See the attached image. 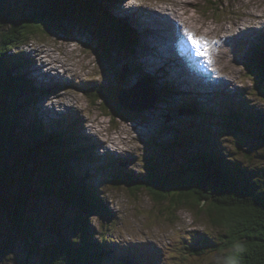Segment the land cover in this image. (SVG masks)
Listing matches in <instances>:
<instances>
[{
    "label": "rangeland",
    "instance_id": "obj_1",
    "mask_svg": "<svg viewBox=\"0 0 264 264\" xmlns=\"http://www.w3.org/2000/svg\"><path fill=\"white\" fill-rule=\"evenodd\" d=\"M9 1L13 6L12 17L18 11L30 12L36 4L52 3V0ZM113 1L109 9L127 15L136 32L143 35L144 41L140 43L138 39V47L136 50L132 47V52L121 50L113 43L110 57L101 58L104 49L99 47L97 36L103 18L81 19L71 11L64 12L62 30L34 35L19 46L34 60L30 67L39 77V87L46 86L36 106L52 126H57V120L62 118H80L82 130L91 140L93 156L83 157L82 167L110 214L104 218L97 212L88 214L96 238L101 232L110 233L114 240L118 239L119 250L132 248L148 254L150 264H224L223 252L214 243L205 246L207 237L220 241L221 236L204 208L158 203L148 189H135L116 177L126 179L128 173L147 176L151 163L172 170L184 156L200 147L196 133V126L202 125L200 115L186 105L191 93L207 108L217 109L225 103L243 105V102L264 112V73L259 72L260 61L253 51L264 40V0ZM144 20L145 32L140 28L145 27ZM174 27L181 32V36L176 32L177 39ZM10 29L6 25L0 33ZM188 33L211 44L206 55H197L199 49L192 44ZM177 41L192 45L185 59L179 58L185 45L178 48ZM165 43L177 53L163 48ZM158 50L172 57H165ZM165 63L166 70L161 72L168 73L160 78L162 81H157L168 84V91L164 96L159 95L153 108L129 112L119 104L121 89L133 88L143 74H150L148 71L156 76ZM136 64L141 70L135 69ZM178 66L182 67V73ZM209 122L212 124L204 126L215 132L217 146L227 149L229 158L250 157L255 164L264 166V147L256 146L251 137L239 131L223 130L219 134V122ZM183 127H188L189 134L196 139L178 140L177 132ZM173 139L175 148L164 149L165 143ZM249 147L253 148L251 154ZM73 159L72 164L80 163L78 158ZM49 199L50 202L37 203L38 211L44 212L43 218L47 209L51 210H47L49 213L55 212V208L63 212L65 208L54 197ZM69 208L63 216H74ZM106 218H110L109 225ZM202 245L204 253L196 255L190 250Z\"/></svg>",
    "mask_w": 264,
    "mask_h": 264
},
{
    "label": "trees",
    "instance_id": "obj_2",
    "mask_svg": "<svg viewBox=\"0 0 264 264\" xmlns=\"http://www.w3.org/2000/svg\"><path fill=\"white\" fill-rule=\"evenodd\" d=\"M51 2L12 17L10 1L0 0V30L11 26L0 33V264H150L148 254L119 250L118 239L110 233L93 235L88 214L97 212L102 218L110 214L82 167L83 157L93 156L91 140L78 117L57 120V126L43 118L36 102L46 86L39 87V77L30 67L34 60L19 49L34 35L62 30L66 11L76 12L81 19L103 18L100 25L113 32L121 50L133 51L136 29L128 17L109 9L113 0ZM100 47L104 48L101 58L108 59L107 40ZM256 48L253 51L264 69V40ZM136 67L140 69L139 64ZM143 78L160 96L168 91V84L157 81L160 77L143 74ZM194 96L188 95L186 105L200 115L202 125L196 126L200 147L172 170L149 163L147 176L128 173L126 179L116 178L135 189H148L158 203L204 208L221 236L220 241L207 237L205 246L214 243L223 252L224 264H264V166L250 157L229 158L227 149L217 146L215 132L204 126L217 121L219 134L239 131L264 147V112L243 102L207 108ZM189 130L179 129L176 138L196 139ZM173 142H166L164 149L173 150ZM73 158L81 164L73 166ZM51 197L65 208L49 213L46 208L43 218L37 203L50 202ZM69 207L74 216H63ZM190 250L196 255L206 251L203 245Z\"/></svg>",
    "mask_w": 264,
    "mask_h": 264
},
{
    "label": "water",
    "instance_id": "obj_3",
    "mask_svg": "<svg viewBox=\"0 0 264 264\" xmlns=\"http://www.w3.org/2000/svg\"><path fill=\"white\" fill-rule=\"evenodd\" d=\"M101 19V18H100ZM100 26V31H98V44L102 43V40H107L108 52L110 53V46L115 42L113 32L109 31L106 27ZM109 34V35H108ZM101 48V47H100ZM104 49V48H101ZM112 49V48H111ZM260 66V67H259ZM259 72L264 73V69L261 64H259ZM261 75V74H260ZM125 76V75H124ZM123 76V78H124ZM159 94L157 93L154 86L150 85L146 78H141V80L133 88L121 89L119 93V104L124 107L129 112H138L146 109L153 108L157 102Z\"/></svg>",
    "mask_w": 264,
    "mask_h": 264
},
{
    "label": "bare ground",
    "instance_id": "obj_4",
    "mask_svg": "<svg viewBox=\"0 0 264 264\" xmlns=\"http://www.w3.org/2000/svg\"><path fill=\"white\" fill-rule=\"evenodd\" d=\"M149 9H150V7H148ZM139 9V11L141 12V14H143L144 13V10L142 9V8H138ZM149 9H148V11H149ZM110 14V13H109ZM128 16H132V14L131 15H128ZM117 17V16H116ZM120 17V16H119ZM125 17H127V15H125ZM139 17V16H138ZM125 19V18H124ZM130 19V18H129ZM145 20H146V17H145ZM145 20H144V22H143V25L145 26V27H140L141 28V30H143V32H145L147 29V27H146V25H145ZM138 21V20H137ZM130 23V22H129ZM136 23V22H135ZM132 24V23H131ZM140 24H142V22L140 23ZM139 24V25H140ZM174 31H175V35L174 36H176V32H178L179 34H180V36H181V32H179V30L176 28V27H174ZM180 30H182V28H180ZM136 36H137V40L139 39V41H140V43L142 42V41H144V38H143V35L142 34H140V33H138V32H136ZM176 39H177V36H176ZM162 41V40H161ZM159 42V45L160 46H162V44H163V42ZM202 41H205V40H203L202 39ZM212 42V41H211ZM211 42H209V43H211ZM185 45V42H181V44H179L178 43V41L176 42V46L179 48L180 46L181 47H183ZM211 44H207V47H209ZM227 45H228V41H226V43H225V47H227ZM216 46V45H215ZM138 47V44L136 43L135 44V47H134V49L135 48H137ZM150 49H151V47H149ZM163 48H165V49H168V44L167 43H165L164 44V46H163ZM191 48H192V45L190 44V43H188V44H186L185 45V47H184V50H182V51H180L181 52V54L179 55V58L182 60V59H185L186 57H187V55H188V51L189 50H191ZM136 50V49H135ZM168 52H170V51H173V50H171V49H168L167 50ZM205 51H206V48L205 49H203V50H201V49H199V52H198V50H197V55L198 56H200V57H202V56H204V53H205ZM221 51H223V50H220V52ZM158 52L161 54V55H163V56H165V57H172L169 53H167V52H163V51H160V50H158ZM173 52H175V53H177V51H173ZM192 55H193V53H192ZM196 60H198V59H191L190 61H192V62H197ZM189 61V60H188ZM147 62V61H146ZM139 63V62H138ZM139 64H141L142 66H143V64H142V62L141 63H139ZM144 65H146V64H144ZM162 65H164L163 67H160L158 70L161 72V70H163V71H165L166 70V65H167V63H165V64H162ZM155 67H157V66H155ZM193 68H195L194 66H192ZM138 69V68H137ZM157 69V68H156ZM177 69L182 73L183 72V69H182V67L181 66H178L177 67ZM212 69V68H211ZM140 70V69H139ZM143 70V69H142ZM146 71V70H145ZM214 72V71H213ZM148 73H150V74H152L151 76L153 77V76H155V75H153V73H151L150 71H148ZM162 73V74H161ZM161 73H156L157 75L156 76H158V77H160V78H163L164 77V75L166 74V73H168V71H166V72H161ZM185 74V73H184ZM208 77L210 76V74H208L207 75ZM156 79H158V78H156ZM159 80V79H158ZM178 80V79H177ZM187 81H190V82H192L191 80H187ZM170 82H172V79L170 80ZM193 83V82H192ZM191 87V86H190ZM243 190V189H242Z\"/></svg>",
    "mask_w": 264,
    "mask_h": 264
},
{
    "label": "snow or ice",
    "instance_id": "obj_5",
    "mask_svg": "<svg viewBox=\"0 0 264 264\" xmlns=\"http://www.w3.org/2000/svg\"><path fill=\"white\" fill-rule=\"evenodd\" d=\"M188 36H189V39L191 40L192 44L196 46L197 49H205L207 48V43L205 41H202V40H198L196 39L195 37L192 36L191 33H188ZM205 55L207 53H204Z\"/></svg>",
    "mask_w": 264,
    "mask_h": 264
}]
</instances>
